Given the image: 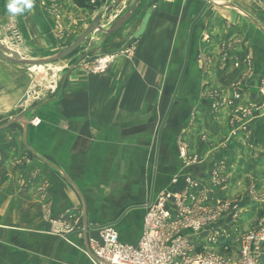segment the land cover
<instances>
[{
  "label": "crops",
  "instance_id": "1",
  "mask_svg": "<svg viewBox=\"0 0 264 264\" xmlns=\"http://www.w3.org/2000/svg\"><path fill=\"white\" fill-rule=\"evenodd\" d=\"M9 2L0 0V39L33 59L31 43L51 41V0H31L32 8L16 15L7 11ZM122 2L129 12L135 0ZM65 5L63 15H71L70 0ZM149 9L130 56L115 57L103 76L68 74L54 96L63 118H53V107H45L42 136L28 126L25 136L21 123L0 130V264H90L87 241L97 235L91 225L111 224L118 209L141 205L135 232L124 237L117 231L122 241L136 244L145 207L156 195L179 192L186 178L211 191L209 178L218 166L228 177L218 190L224 198L233 191L264 193V153L258 152L264 144V0H139L140 23L124 46ZM9 69L18 82L12 95L30 89L29 68L0 59L1 113ZM233 93L241 99L221 105V126L203 123L197 132L189 112L212 111L213 95ZM247 105L263 106L262 113L253 115L251 135L240 130L231 137L227 111ZM182 141L192 145L197 165L179 159ZM245 196L237 201L252 212L260 202ZM227 220L224 215L196 234L181 235L196 250L210 247L213 235L235 233H228ZM64 225L72 230L60 237Z\"/></svg>",
  "mask_w": 264,
  "mask_h": 264
},
{
  "label": "rangeland",
  "instance_id": "2",
  "mask_svg": "<svg viewBox=\"0 0 264 264\" xmlns=\"http://www.w3.org/2000/svg\"><path fill=\"white\" fill-rule=\"evenodd\" d=\"M66 2L67 0H51V41H48L47 39L44 41H31V44H34V47L31 49V51H35V54L32 55L31 58L39 59L48 57L57 54L63 49L69 47L79 37V35L93 23L98 14L102 15L101 26L106 30L123 14L127 13V10L122 8V0H93L92 4V1L88 2L86 0H70L71 4L73 5V7L71 8L72 14L64 16L63 10L66 6ZM109 7H111L112 10L108 12ZM140 19V10H138L134 14V16L125 24V26L116 33L105 36L103 33L98 34L93 32L88 37V42L83 43L76 52H74L64 60L55 64L40 67L38 69L29 68L27 77H29L28 79L30 82V89H26L25 91L23 90V95H12V92L14 93L13 90L17 89L18 86L17 79L14 77L16 72L12 69H9L8 72L7 70H5L4 111L2 113L0 112V125L7 123L8 120L13 117L23 115L28 109L33 108L34 110L26 114L25 116L27 122L26 124L28 127L32 128L35 131L36 137L42 136L44 131L43 120L45 119V107H53L54 110L49 111L53 118H63V109L59 106L60 102L56 101L57 99H55L54 96L60 91L62 82L67 78L68 74H70L72 71H78L85 75L103 76L108 71L115 57H117L118 55L130 56L134 47L130 46L128 48H124V42L138 27ZM17 38L19 37L17 36L13 39L15 44L17 41H19ZM107 59L109 61L106 64V68L102 71H96L95 69L97 66V62L99 60L104 61ZM174 82L175 81H170V84L172 85V83ZM261 91L264 92V86ZM28 93L29 95L27 100L23 103L22 107H19L17 105L18 102H20ZM233 95H238L239 98H232ZM213 96L214 98H216V102L212 111H210V109H208V111H199L198 109H196L194 112H189L188 118H190V120L192 121L191 125L195 127L197 132L199 131L198 129H200L201 124L203 123H205L206 126L211 127L212 124L216 122V125L220 127V122L226 116L225 109H223L224 107H222L221 105L225 104L226 106L231 107L241 99L240 95L236 93H233L232 97H226L223 95L217 96L216 94ZM51 98L54 99L51 100ZM262 107L263 106L256 108L255 106L247 105L246 107L240 106L236 111H227L228 117H230L228 124H230L231 126V137L237 134L240 130L245 131L246 134L251 135L252 129H250V124L258 113H262L260 112ZM167 113L168 112L165 111L164 115H167ZM253 115H255L254 118H252ZM52 116H49L48 119H51ZM233 118H235L236 120ZM13 124L16 126L19 125L18 122ZM236 125L239 126L233 127ZM18 129L20 130V126L18 127ZM20 133L21 132L19 131V134ZM25 146L27 147V145ZM191 146L192 145L190 143L187 144L186 142L182 141L181 145L179 146L178 156L181 161L192 165H197L199 162V158L191 154ZM200 146L203 147V144ZM250 146L251 145H247V148H250ZM259 149L260 150L258 152L264 153V144L259 145ZM28 151L29 149H24V152L28 153ZM183 152L184 154L182 155ZM28 157L31 161L30 154ZM39 160L41 161V163H43L41 158ZM39 160L36 159L37 162ZM217 168L221 169L219 168V166ZM218 169L214 170L209 178L212 186L211 191L210 189L208 190L204 188L205 184L203 185L202 182L199 181V179L186 178L185 188L177 193L181 195L182 200H184L183 196L185 194L187 197V194L191 193V197L185 199V203H183L184 206L188 209L192 210L193 207L196 218L205 217L211 220L212 223H215L221 220V217H223L224 215L227 216V225L230 227L228 233H230L231 228L235 230L233 231L235 233L229 234L230 236L227 235L226 237L222 238L229 242V245L223 246L224 244H221L222 246L218 247L219 244L217 243L214 247L210 242H208L210 247L206 246L205 248H198L197 251L199 254H213L217 255L220 258L234 262L238 259L237 249L239 248L241 239L246 234L252 233L261 228V226H264V202L261 203L262 198H264V193L258 194L256 192H243L242 194L238 192L239 194H237V191H233L226 194V197L224 198V196H222V194L218 192V190L219 186L224 187L227 184L228 177L227 175L221 173V171ZM149 178L150 177L148 176L147 179ZM188 179L195 182L198 186L195 188L190 187ZM248 194L252 198H257L260 202L259 204L255 205L256 207H254V210H252V212L245 210L243 211L239 201H237L241 200L242 197ZM155 197L152 199V201L155 199ZM213 202H216L215 206L211 207ZM140 206L133 205L128 208L118 209L117 217L115 221H113V223L91 225L94 226V228H92L91 230L98 231L102 227L112 226L116 231H118L119 229V232L123 234L124 237H127L129 236V233L131 234L132 232H135L136 227H138L139 225L142 213V209L140 208ZM89 210L90 212L96 214V209L90 208ZM76 227L78 228L77 230L80 231L81 223L79 222ZM63 228L62 231H57V235L60 237L64 236V234H62L61 232L65 233L72 230L70 226L65 227L64 225ZM88 229L90 230V227ZM237 233L238 235H236ZM237 236L238 238H236ZM119 239L122 243H125L124 241H122V237H119ZM236 239L237 242H235ZM262 246H264V242H262Z\"/></svg>",
  "mask_w": 264,
  "mask_h": 264
},
{
  "label": "built area",
  "instance_id": "3",
  "mask_svg": "<svg viewBox=\"0 0 264 264\" xmlns=\"http://www.w3.org/2000/svg\"><path fill=\"white\" fill-rule=\"evenodd\" d=\"M108 61L99 60L95 70H104ZM232 98L238 99L239 96L233 95ZM188 183L192 188L198 186L190 179ZM190 194L187 197L185 194L184 200L190 198ZM184 200L177 192L159 193L145 207L142 233L136 245L122 243L112 226L100 228L96 238L87 241L91 264H260L264 251V226L241 239L238 259L234 262L213 254H199L181 231L196 234L211 220L196 218L193 207L192 210L186 208ZM220 241L226 240L219 234L209 238L213 246Z\"/></svg>",
  "mask_w": 264,
  "mask_h": 264
},
{
  "label": "water",
  "instance_id": "4",
  "mask_svg": "<svg viewBox=\"0 0 264 264\" xmlns=\"http://www.w3.org/2000/svg\"><path fill=\"white\" fill-rule=\"evenodd\" d=\"M138 4H139V0H135V3L133 5V7L130 9V11L125 13L124 15H122L119 19H117L106 30L103 29V27L101 26L102 15H99L95 19V21L90 26H88L69 47L63 49L62 51H60L57 54H54V55H51L48 57L39 58V59H30L28 57H25V56L19 54L15 49L6 47L5 45H3L2 40L0 39V59L4 62L10 63V64L21 65V66H25V67L32 68V69H35V68L38 69L40 67L55 64L57 62L64 60L65 58L69 57L74 52H76L79 49V47L81 46V44L88 41V37L93 32L98 33V34L103 33L105 36H109V35L116 33L120 29H122L125 26V24L136 13ZM111 10H112V8H109L108 12ZM151 14H152V9H149L145 14L139 29L128 39L124 48L130 47L132 44L135 43V41L137 39H139L142 36V34L146 30V27H147V24H148V21H149ZM14 44H15V42L12 41L11 45H14ZM28 95H29V93L26 94V96L18 103L19 107L23 106V103L27 100ZM33 110H34L33 108H30L23 115L9 119L7 123L0 125V130L5 129V128L9 127L10 125H12L13 123L18 122V123H21L23 125L24 135H25L26 134V128H27L25 116H26V114L32 112Z\"/></svg>",
  "mask_w": 264,
  "mask_h": 264
},
{
  "label": "clouds",
  "instance_id": "5",
  "mask_svg": "<svg viewBox=\"0 0 264 264\" xmlns=\"http://www.w3.org/2000/svg\"><path fill=\"white\" fill-rule=\"evenodd\" d=\"M31 0H10L7 4V11L12 14H22L26 9H31Z\"/></svg>",
  "mask_w": 264,
  "mask_h": 264
},
{
  "label": "trees",
  "instance_id": "6",
  "mask_svg": "<svg viewBox=\"0 0 264 264\" xmlns=\"http://www.w3.org/2000/svg\"><path fill=\"white\" fill-rule=\"evenodd\" d=\"M223 244H224V245H223ZM222 245H223V246L229 245V242H227V241H226L225 243L223 242Z\"/></svg>",
  "mask_w": 264,
  "mask_h": 264
},
{
  "label": "bare ground",
  "instance_id": "7",
  "mask_svg": "<svg viewBox=\"0 0 264 264\" xmlns=\"http://www.w3.org/2000/svg\"><path fill=\"white\" fill-rule=\"evenodd\" d=\"M89 40V39H88ZM88 42V41H87ZM86 43V42H85ZM82 45V44H81Z\"/></svg>",
  "mask_w": 264,
  "mask_h": 264
}]
</instances>
